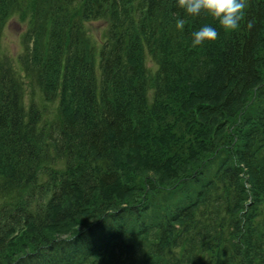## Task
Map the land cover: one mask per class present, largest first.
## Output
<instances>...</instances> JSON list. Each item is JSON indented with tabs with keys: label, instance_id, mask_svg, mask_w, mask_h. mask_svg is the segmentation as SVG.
I'll list each match as a JSON object with an SVG mask.
<instances>
[{
	"label": "trees",
	"instance_id": "trees-1",
	"mask_svg": "<svg viewBox=\"0 0 264 264\" xmlns=\"http://www.w3.org/2000/svg\"><path fill=\"white\" fill-rule=\"evenodd\" d=\"M129 157L180 197H120ZM0 264H264V0L229 33L177 0H0Z\"/></svg>",
	"mask_w": 264,
	"mask_h": 264
},
{
	"label": "rangeland",
	"instance_id": "rangeland-1",
	"mask_svg": "<svg viewBox=\"0 0 264 264\" xmlns=\"http://www.w3.org/2000/svg\"><path fill=\"white\" fill-rule=\"evenodd\" d=\"M106 26H107V24L104 22H97V23H93L91 25L90 37H91V40L93 43H95V44L100 43V39L103 35L104 29ZM24 31H25V25L20 23L17 18H14L10 21V23L8 24V26L4 32L3 44L5 45V47H7V49L10 50L12 55L15 57L20 52L21 35L23 34ZM221 126L223 127V125H221ZM226 130L227 129L224 127L222 129V132H221L220 127H215L213 129V134L217 135V134L222 133V135H223L226 132ZM188 154H192V153L190 151L186 152L185 157H182L180 160L177 159L176 162H174V163L175 164H177V163L183 164V162H187L188 159L191 157ZM169 157H171V156H169ZM129 158H130V160L127 159L124 162L122 161L123 166L128 163L129 169H126L125 167L122 166L123 172H124V177L126 178V180L124 182L126 184V186L123 185V187H121V188L124 189L125 187L126 188L131 187L130 190H126L123 193H119V196L122 197L124 200H128L131 197H134V196H137L138 194H140L141 191L138 190V187H140V186H141L140 188L143 191H145L147 188L150 189L151 185H149V184H153L154 186L157 185V186L161 187L160 189L163 191H165V190L169 191L170 187H174V188L179 187V184L181 183L182 180L179 179L177 181H172L171 177H174L175 172L170 170L169 167H166L164 169H160V168H157L158 164L156 162H148V163L145 162V163L141 164L142 162H138V159H136V157L134 158V160H132L133 157H129ZM169 159L170 158H168V160ZM168 160L166 161V163L170 166V161H168ZM155 166H157V167H155ZM160 167H163V166H160ZM173 169H174V167H173ZM159 181H163V184H159ZM136 183L139 184L140 186H135ZM141 184H143V185H141ZM132 188H134V189H132ZM180 188H175L176 191L178 192V194H172V193L169 194V197H168L169 200L178 199L180 197ZM129 193H130V195H129ZM140 195H138L137 197H134V199L140 197ZM129 204H132V203L128 202V204H124L123 206H128ZM92 205L93 204L84 208L85 210H83L84 213L81 215V217L85 216V214L90 209H92V207H91ZM81 217H78V218L67 217V219H64L60 222H55V225L57 223H60L62 225H68L72 222V220L73 221L75 219L79 220V218H81ZM86 220H88V219L85 218V221ZM79 223H78V225H79ZM63 229L64 228H61V230H63ZM77 230H80V228H77ZM71 234H72V228L68 231V233H66V235H71ZM65 236L62 235V236H56V237L64 239ZM13 238L14 237L11 238V244L13 243ZM20 240H21V238L19 239L17 244H13L12 246L13 247L22 246Z\"/></svg>",
	"mask_w": 264,
	"mask_h": 264
},
{
	"label": "clouds",
	"instance_id": "clouds-1",
	"mask_svg": "<svg viewBox=\"0 0 264 264\" xmlns=\"http://www.w3.org/2000/svg\"><path fill=\"white\" fill-rule=\"evenodd\" d=\"M185 16L193 18L207 15L217 21L225 33L238 31L246 14L247 0H177ZM177 29H183L184 20L177 19ZM192 46L217 41L216 27L204 24L192 32Z\"/></svg>",
	"mask_w": 264,
	"mask_h": 264
},
{
	"label": "bare ground",
	"instance_id": "bare-ground-1",
	"mask_svg": "<svg viewBox=\"0 0 264 264\" xmlns=\"http://www.w3.org/2000/svg\"><path fill=\"white\" fill-rule=\"evenodd\" d=\"M181 192V191H180ZM183 192V191H182ZM246 247H248V246H246Z\"/></svg>",
	"mask_w": 264,
	"mask_h": 264
}]
</instances>
